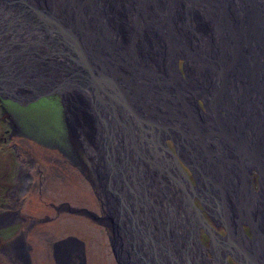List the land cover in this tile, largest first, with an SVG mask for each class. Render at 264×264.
Returning <instances> with one entry per match:
<instances>
[{
	"label": "bare ground",
	"instance_id": "1",
	"mask_svg": "<svg viewBox=\"0 0 264 264\" xmlns=\"http://www.w3.org/2000/svg\"><path fill=\"white\" fill-rule=\"evenodd\" d=\"M41 7L70 28L90 67L124 78L105 82L84 73L55 80L49 89H59L66 120L69 112L73 122L70 162L87 176L101 217L102 195H111L107 203L122 215V247L133 264H226L231 251L242 261L243 252L250 253L248 264H264V175L249 191L251 173L244 170H254L252 152L264 161V111L246 72L248 65L254 81L264 80V39L251 29L256 18L264 34V0H41ZM180 55L187 59L186 77L177 75ZM207 92L213 103L206 101ZM114 130L121 132L118 152L116 143L107 141ZM166 137L174 139L177 154L193 171L192 184L165 147ZM186 146L197 152L196 161L186 158ZM195 194L202 207L189 201ZM199 208L210 212L216 227L228 225L230 237L209 222L213 239L203 245ZM240 217L253 223V234L239 229ZM66 238L50 246L55 258L86 264L83 245L75 236ZM114 260L122 262L118 255Z\"/></svg>",
	"mask_w": 264,
	"mask_h": 264
},
{
	"label": "rangeland",
	"instance_id": "2",
	"mask_svg": "<svg viewBox=\"0 0 264 264\" xmlns=\"http://www.w3.org/2000/svg\"><path fill=\"white\" fill-rule=\"evenodd\" d=\"M186 60V57L183 55L179 56L178 64H180V73L178 74L177 72V75L186 77ZM231 62L234 63L233 61ZM228 93L227 90V94ZM205 94L208 95L206 101L209 103V100H211L213 103L212 95L208 92ZM198 102L203 106V109H206L202 98L199 97ZM215 105L221 106L216 102ZM68 110L69 106L67 112ZM64 111V104L57 92L42 95V97L36 98L32 102L25 104H18L13 100L0 96V200H3L2 198L6 197V191H8L6 189H9L7 187H11V185L17 180L14 178V172L16 169L15 165H18L20 161L18 160L19 156L16 154V145H21L23 147L24 151H22L21 156L25 158V161L29 158L36 159L35 163L37 162V164L40 165L39 167H41L45 174L44 178H46L45 185L39 190L33 189L32 187H26L27 190L24 194L22 203L17 202L15 205V209L18 211L16 216L12 218V221L7 222L5 227L0 226V264H23L22 260L13 257V252L5 247L7 243L4 238L13 234L15 238L24 232L28 233L26 237L28 236L29 240H27L31 242L32 245L31 253L33 254L31 264H57L51 256L49 260L43 259V261L41 257H37V255H39V252H37L39 251L38 249L43 250V245H45L46 241L41 238L37 240L35 236L38 234L49 235V233L56 236L63 235V238L65 239H68L66 236H75L85 250L84 255L86 264H114L115 255H118L122 260L121 264H133L132 256H130L129 253L127 254L126 250L124 251V246L122 247V239L120 236L123 235L124 228L120 227L118 224L119 218H122L119 216L122 215L120 213L118 216V213L115 212V206H110L111 202H109V204L107 203V198H109V200L112 199L110 197L111 195H102L101 200L105 199L103 201L105 211L103 209L104 214L103 217H101V206L98 197L92 190L93 187L90 186L87 176H85L79 166L70 162L73 159L71 152L73 150L72 142H75V137L70 113L68 112L67 121ZM222 111L224 112V110ZM12 131H14L16 135L15 137L9 135L10 133L12 134ZM8 135L10 137H8ZM120 136L121 132L119 130H114L113 135L111 136L112 139L107 137V141L109 140L110 142L116 143L117 152L119 151L118 145L120 144ZM164 140L167 146L175 152L172 141L168 138H165ZM76 147L83 158L84 154L81 153L82 148H80L78 144H76ZM186 149L189 152L188 155H185L186 158H189L190 160L192 159V161H196L197 158H199V155L195 150V152H193L187 146ZM27 151L30 152L31 156L26 153ZM93 152L94 148L90 154L95 158ZM176 155L183 169L188 173L190 181L195 182L192 173L184 165L183 161L180 160L177 152ZM198 169L203 172L201 168ZM203 173H201V180ZM92 175L95 178L98 176L93 173ZM251 178L253 189H257L258 178L255 170L251 172ZM78 184H81L83 187ZM205 185L206 182L203 187H205ZM109 192L114 194L112 189H110ZM113 201L115 200L113 199ZM194 202L202 207L197 198H194ZM106 203L109 206H106ZM210 209L212 211L215 207ZM203 213L208 223L210 222L219 233L227 235L222 225L218 227L214 225L208 212L204 210ZM31 219H38L35 220L36 225H29ZM106 222H108L110 232L103 224H107ZM93 228L95 232L99 233L98 235L94 232ZM43 230L46 231V234ZM97 230L100 231L98 232ZM243 232L250 235L248 225L243 224ZM108 234L113 238L112 249H114V251L116 250L117 253L112 252L111 248H109L108 242L111 239H108L110 238V236L108 237ZM199 234L203 245H210L209 235L203 231V228H200ZM95 239L96 241H94ZM102 239L107 243L103 242ZM97 240L99 241V244ZM46 245L49 246L48 242ZM128 248H132V250L135 249L132 246H128ZM6 249L7 251H5ZM89 253L92 254L89 255ZM210 254L208 253V255ZM227 256L228 264H240L234 261L229 254ZM99 258L102 259L100 260ZM58 262L65 264L62 262V257L58 258Z\"/></svg>",
	"mask_w": 264,
	"mask_h": 264
},
{
	"label": "water",
	"instance_id": "3",
	"mask_svg": "<svg viewBox=\"0 0 264 264\" xmlns=\"http://www.w3.org/2000/svg\"><path fill=\"white\" fill-rule=\"evenodd\" d=\"M251 7H253V17L255 14V2L252 1ZM256 17V16H255ZM256 18L252 24L251 29L256 31L261 39H264V34L260 29H257ZM258 30V31H257ZM81 45L76 42L75 35L70 31V28L61 22L57 17L53 15L51 11H46L41 7V0H0V96L9 100H13L18 104H25L32 102L36 98L42 97V95L52 94L58 92L63 102V97L58 91V88L49 89V83H53L55 80L62 82L65 79L77 78L85 73L88 77L94 80L100 81H123L124 78H114L106 70H99L90 67L81 57ZM65 55L67 61H60L56 55ZM67 54V55H66ZM246 66L247 76L253 84V90L258 95V102L261 104L262 111H264V80H255L253 71ZM255 67V65L253 66ZM104 69V68H103ZM59 72H65L67 76L62 80L58 77ZM69 73V74H68ZM234 73V72H233ZM231 73V77L234 74ZM72 81V80H71ZM64 104V102H63ZM65 106V104H64ZM145 117L148 120V113ZM260 122V121H259ZM263 122L261 123V127ZM172 141L174 151H172L165 140L163 141L167 150L171 152L172 159L181 171L183 177L191 183L188 173L183 169L180 161L175 155L176 143L174 139L166 137ZM233 142L241 150V144L233 138ZM253 161L254 170L257 174V182L261 180V176L264 175V161L261 153L256 151V154L252 152L250 154ZM181 160V159H180ZM183 161V160H182ZM184 165L189 169L194 176L193 171L188 166L189 164L183 161ZM247 175L251 173L250 168H244ZM192 184V183H191ZM259 186V185H258ZM249 191L255 190L250 183L248 186ZM194 198L198 199V202L203 206L202 199L199 195L195 194L189 199L194 202ZM195 203V202H194ZM201 221L204 223L203 231L209 235V244L213 239L210 228L211 225L207 222L201 210ZM205 209V208H204ZM245 209V208H244ZM109 214V211H108ZM210 214V212H209ZM248 214L246 213V216ZM239 229L243 230V224L249 226V232H253L254 225L251 221L246 219L238 220ZM225 233L229 235V226L223 224ZM214 228V227H213ZM243 232V231H242ZM254 233V232H253ZM252 233V234H253ZM236 250L241 251V248L236 242H232ZM117 253V252H115ZM245 253L246 260H241L240 257L229 252L231 258L240 263L248 264V258L251 259V254ZM225 263L228 264L227 257H225ZM257 264H262L258 262Z\"/></svg>",
	"mask_w": 264,
	"mask_h": 264
},
{
	"label": "flooded vegetation",
	"instance_id": "4",
	"mask_svg": "<svg viewBox=\"0 0 264 264\" xmlns=\"http://www.w3.org/2000/svg\"><path fill=\"white\" fill-rule=\"evenodd\" d=\"M11 136H16L14 131H12ZM8 135V137H10ZM21 142V141H20ZM17 150L16 154L19 156L18 160L20 161L18 165H15V172H14V178L17 179L11 187H7L9 189H6V197L2 198L3 200H0V226H6V223L9 221H12L13 217L16 216L18 213L17 209H15L16 203H22L24 199V194L26 193L27 188L32 187L33 189H41L44 186L45 183V174L44 171L39 167L40 165L35 163V160L32 158L27 159L25 161V158L21 156L22 151H24L23 147L21 145H16ZM28 155L31 156L30 152H26ZM41 185V186H40ZM27 187V188H26ZM38 219H31L29 225H36V221ZM43 232L46 234V231L43 230ZM48 233V231H47ZM28 233L24 232L17 237L14 238V234L10 236H6L4 240L6 241V248L9 251L13 252V257H16V259L22 260L23 264H31L32 260V254L31 249L32 245L31 242L28 240ZM35 238L39 240L40 238L43 239L45 242V245H43V250L38 249L39 255L37 257H41L42 261L43 259H50V256L53 258L54 262H57L59 264L57 258H55L54 252H52V249L50 246L56 244L57 246L62 243H64L63 235L56 236L49 233V235H36ZM28 239V240H27ZM41 241V240H40ZM48 242L49 246L46 245ZM57 242V243H56ZM51 246V247H52ZM54 247V246H53ZM48 248L49 251H48ZM7 249L5 251H7ZM208 253L210 251L207 250ZM50 254V255H49ZM15 259V258H14ZM47 260V261H48ZM49 263V261H48ZM50 264V263H49Z\"/></svg>",
	"mask_w": 264,
	"mask_h": 264
}]
</instances>
